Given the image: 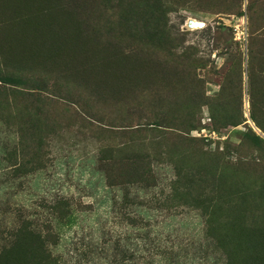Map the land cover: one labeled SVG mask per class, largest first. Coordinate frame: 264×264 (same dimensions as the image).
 <instances>
[{
  "label": "rangeland",
  "instance_id": "rangeland-1",
  "mask_svg": "<svg viewBox=\"0 0 264 264\" xmlns=\"http://www.w3.org/2000/svg\"><path fill=\"white\" fill-rule=\"evenodd\" d=\"M25 219L264 264V0H0V264Z\"/></svg>",
  "mask_w": 264,
  "mask_h": 264
},
{
  "label": "trees",
  "instance_id": "trees-1",
  "mask_svg": "<svg viewBox=\"0 0 264 264\" xmlns=\"http://www.w3.org/2000/svg\"><path fill=\"white\" fill-rule=\"evenodd\" d=\"M111 170L112 168H106V171ZM67 222L68 221H66V223ZM141 222L144 227L149 225V223L143 221H128L131 225H136ZM54 226L53 221L47 220L39 223L35 220L25 219L21 229L15 234L17 238L20 239V242L17 243L18 239L14 241L19 245L26 243L31 244L33 241L35 244L41 246L40 253L39 250H34V254L36 253L37 256L32 257V264H66L59 256L53 257L52 253L48 251V246L45 248V245H47L46 242L56 244V241H60V234L56 233ZM101 233L102 234L98 237L101 242L94 240L95 242L92 241L91 244L84 243V246L87 247L85 252H81L83 244L75 243L76 248L72 250L75 256L73 257L75 259L74 264H194L195 262L198 263V261H194L195 258L201 260L199 264H211L209 263L208 255L214 252V250L210 251V244L207 243L205 246L202 241L194 242L192 239L188 240L189 238L184 241L179 240L177 236L174 240H170L167 236H160L155 239L156 244L152 249V247H148V243L145 242L146 237L144 238L143 236L140 237L143 241V245L134 248V244H132L133 237L127 231L111 234V231L104 232V230H101ZM212 239L215 240L214 237H212ZM205 240H207V238ZM31 245L33 246V244ZM143 251L145 254H141ZM86 253H89L90 257H86ZM138 253H140V255H138L137 258L136 255ZM154 255L158 257L157 262L152 259ZM224 255L225 256L221 255L219 257L221 261L220 264L236 263L232 257L231 251H225ZM224 258L227 259L226 263L224 262Z\"/></svg>",
  "mask_w": 264,
  "mask_h": 264
},
{
  "label": "water",
  "instance_id": "water-1",
  "mask_svg": "<svg viewBox=\"0 0 264 264\" xmlns=\"http://www.w3.org/2000/svg\"><path fill=\"white\" fill-rule=\"evenodd\" d=\"M199 25H203V23H199Z\"/></svg>",
  "mask_w": 264,
  "mask_h": 264
}]
</instances>
